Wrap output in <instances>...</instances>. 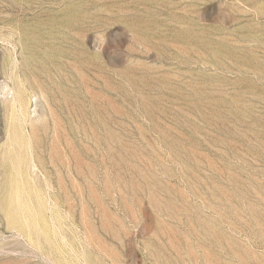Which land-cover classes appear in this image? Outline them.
<instances>
[{
  "label": "rangeland",
  "instance_id": "obj_1",
  "mask_svg": "<svg viewBox=\"0 0 264 264\" xmlns=\"http://www.w3.org/2000/svg\"><path fill=\"white\" fill-rule=\"evenodd\" d=\"M0 264H264V0H0Z\"/></svg>",
  "mask_w": 264,
  "mask_h": 264
}]
</instances>
